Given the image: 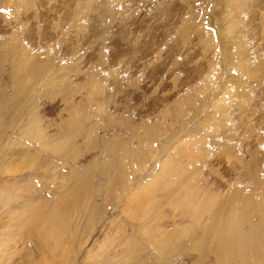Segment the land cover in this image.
I'll return each instance as SVG.
<instances>
[{"label": "rangeland", "instance_id": "obj_1", "mask_svg": "<svg viewBox=\"0 0 264 264\" xmlns=\"http://www.w3.org/2000/svg\"><path fill=\"white\" fill-rule=\"evenodd\" d=\"M67 1L0 0V44L53 82L0 64V261L38 254L25 227L52 222L90 233L77 264H264V0H106L104 21L105 0ZM27 113L59 151L23 140ZM24 142L31 167L9 161Z\"/></svg>", "mask_w": 264, "mask_h": 264}, {"label": "bare ground", "instance_id": "obj_2", "mask_svg": "<svg viewBox=\"0 0 264 264\" xmlns=\"http://www.w3.org/2000/svg\"><path fill=\"white\" fill-rule=\"evenodd\" d=\"M54 1V0H53ZM82 1V0H81ZM91 1V0H90ZM106 1V0H105ZM238 1V0H237ZM237 1H236V3H237ZM52 2V1H51ZM84 2V1H83ZM67 3H72L71 1H67ZM74 3H76L75 2V0H74ZM80 3V2H79ZM82 3V2H81ZM80 3V4H81ZM235 3V2H234ZM77 4V3H76ZM100 4H102L101 5V8H100V10H99V13L101 14V17H99L100 19H102L103 21L104 20H106V19H112V14L110 13V11H109V9H108V6H107V1H106V3H104V2H101ZM232 4V3H231ZM236 5V4H235ZM49 6V5H48ZM76 6H78V5H76ZM79 6H81V5H79ZM96 6H98V5H96ZM95 6V7H96ZM232 6H234V5H232ZM85 7V6H84ZM88 7V6H87ZM93 6H91V10H90V8H87V9H85V11H83L82 13H81V8L79 7L78 9V15L80 16L81 15V17L82 18H84L85 20H86V18L88 17V14H90V11H92L93 9H94V7L92 8ZM109 8H110V6H109ZM231 8V7H230ZM235 8V7H234ZM33 9V8H32ZM68 9H70L69 7H68ZM73 9V8H72ZM81 9V10H80ZM232 9V8H231ZM77 10V9H76ZM112 11V10H111ZM62 12V11H61ZM97 12V11H96ZM113 12V11H112ZM117 12V11H116ZM237 12V11H236ZM36 13V12H35ZM95 13V12H94ZM98 13V12H97ZM99 14V15H100ZM39 15V14H38ZM69 14H67L66 16H68ZM71 15V14H70ZM69 15V16H70ZM43 16V15H42ZM41 16V17H42ZM17 17V16H16ZM40 17V18H41ZM68 19L70 18V17H67ZM77 18V17H76ZM15 18H13V21L15 22V20H14ZM39 21V20H38ZM63 21H65L64 19H63ZM76 21V20H75ZM216 21V20H215ZM236 21V20H235ZM19 21H17L16 23H18ZM35 22H36V20H35ZM41 22H42V20H41ZM68 22V21H67ZM73 22V21H72ZM15 23V24H16ZM26 23V22H25ZM29 23V22H28ZM71 23V22H70ZM65 24V23H64ZM31 25H32V23H31ZM36 25V24H35ZM70 25H72V23L70 24ZM10 26V25H9ZM73 26V25H72ZM71 26V27H72ZM33 27V26H32ZM230 27V26H229ZM233 27V26H232ZM14 28L15 29H21V28H23V27H21L19 24L16 26H14ZM38 29H39V27H37ZM40 28H42V27H40ZM25 29V28H24ZM38 29H34V28H29V30H28V34L27 35H25V37L22 39V41L25 43V44H30V43H32L31 42V38H33L34 36H36V35H39V37H45L46 36V32H43V28L41 29V31L39 32V30ZM12 30V29H11ZM16 32V31H15ZM81 32V31H80ZM3 33V32H2ZM5 33V32H4ZM3 33V34H4ZM124 33V32H123ZM7 35H8V37H9V34L7 33ZM19 36H20V34L18 33V34H16L15 33V35L14 36H12V38H19ZM4 37V36H3ZM84 37V36H83ZM60 38V37H59ZM39 39V38H38ZM5 40V39H4ZM7 40V39H6ZM9 40V39H8ZM14 40V39H13ZM71 40V39H70ZM21 42V41H20ZM12 43V42H11ZM35 43V42H34ZM235 43V42H234ZM10 44V43H9ZM9 44H0V64H2V63H6V64H8L9 65V68H11L10 69V73H9V75L10 76H12L13 77V80L14 79H16L17 81H18V83H20V84H23V85H25V83H28V81H30L31 79H32V75H35V74H37V73H40L41 74V76H40V81L45 85V88H49L50 87V85L53 83V82H51V80H50V82H49V78L48 79H46V78H42L43 77V74H42V72L45 70H47L46 68H48L47 67V65H41V62H39V60H35V57L34 56H32V58L31 57H27V54L26 53H28V52H26L25 54L26 55H23L22 56V52L20 51L21 50V48H18L17 47V45H9ZM21 44V43H20ZM35 45V44H34ZM33 45V46H34ZM245 45V44H244ZM22 46V45H21ZM27 47V46H26ZM30 47V46H29ZM29 47H27V48H29ZM36 47V46H35ZM3 48H5L6 50H7V52L9 53V54H11V53H13L15 56H13V62H9L8 60H5V58L2 56V54H1V52H3V51H1V50H3ZM31 50H33V49H31ZM31 50H29V51H31ZM39 52V51H38ZM68 53H72L73 52V50L72 49H70V50H68L67 51ZM66 52V53H67ZM33 53H34V51H33ZM40 53V52H39ZM33 55V54H32ZM68 55V54H67ZM29 56V55H28ZM45 56H47V55H45ZM53 56V55H52ZM70 56V55H69ZM38 57V56H37ZM72 57H73V54H72ZM228 57V56H227ZM71 58V57H70ZM74 58V57H73ZM45 59V58H44ZM47 59V58H46ZM101 59V58H100ZM74 60H75V58H74ZM52 61V60H51ZM42 62H44V61H42ZM48 62V61H47ZM50 62V61H49ZM48 62V63H49ZM36 64V65H35ZM51 64V63H50ZM53 64V63H52ZM59 65H60V63H59ZM238 65H240L239 63H238ZM49 66V65H48ZM52 66V65H51ZM241 66H242V63H241ZM244 66H245V64H244ZM16 67V68H15ZM68 67V66H67ZM8 68V67H7ZM15 68V69H14ZM50 68V67H49ZM16 69H18V70H16ZM56 70V69H55ZM4 71V70H3ZM53 71V70H52ZM6 72V71H5ZM44 73V72H43ZM56 73H58L57 71H56ZM64 73V72H63ZM54 74V73H53ZM45 75H46V73H45ZM60 75V74H59ZM47 76V75H46ZM36 77V76H35ZM77 77V76H76ZM9 78V77H8ZM96 81V80H95ZM91 83V82H90ZM17 84V83H16ZM15 84V85H16ZM39 84V83H38ZM28 86V85H27ZM32 86V85H31ZM17 87H18V85H17ZM23 87V86H22ZM41 87V86H40ZM95 87V86H94ZM34 88V87H33ZM44 88V87H43ZM44 88V89H45ZM31 89V88H30ZM65 90V89H64ZM100 90H102L101 88H100ZM33 91V90H32ZM103 91V90H102ZM17 92V91H16ZM21 92V91H20ZM29 92H30V90H29ZM29 92H27V90H26V94L27 93H29ZM67 92V91H66ZM33 93V92H32ZM35 93V92H34ZM51 93V92H50ZM64 93V92H63ZM15 94V93H14ZM16 94H20L19 92L18 93H16ZM54 94V93H53ZM90 94H91V92H90ZM89 94V95H90ZM33 94H30V96H32ZM55 95V94H54ZM70 95V94H69ZM76 95V94H75ZM28 96H29V94H28ZM95 96V95H94ZM3 97V96H2ZM8 97V96H7ZM16 97V96H15ZM34 97V96H33ZM32 97V98H33ZM42 97V96H41ZM96 97V96H95ZM4 98V97H3ZM20 98V97H19ZM27 98V97H26ZM38 98V97H37ZM43 98V97H42ZM52 98V97H51ZM72 98H74V97H72ZM93 98V97H92ZM1 99V98H0ZM31 99V98H30ZM34 99V98H33ZM63 99V98H62ZM67 99V98H66ZM11 100V99H10ZM13 101V100H12ZM28 101V100H27ZM62 101V100H61ZM69 101V100H68ZM2 102V101H1ZM17 102V101H16ZM16 102H13V103H15V105H16ZM80 102V101H79ZM93 102V101H92ZM24 103V102H23ZM33 103H34V101H33ZM82 103V102H81ZM31 104V103H30ZM36 104V103H35ZM103 104H104V102H103ZM2 105V104H1ZM24 105V104H23ZM4 106V105H3ZM7 106V105H6ZM36 106V105H35ZM71 106V105H70ZM77 106V105H76ZM101 106V105H100ZM8 107H10V106H8ZM12 108V107H11ZM21 108H23V107H21ZM33 108V107H32ZM68 108V107H67ZM24 110H26V109H24ZM23 110V111H24ZM35 110V109H34ZM14 111V110H13ZM33 111V110H32ZM32 111H30V112H32ZM62 111V110H61ZM98 111V110H97ZM100 111V110H99ZM103 111V110H102ZM101 111V112H102ZM4 112H5V108H4ZM20 112V111H19ZM34 112V111H33ZM37 112V111H36ZM100 112V113H101ZM87 113V112H86ZM24 114H25V112H24ZM28 115H27V118H25L26 119V122L24 123V122H22V123H24V124H22L21 126V128H19V133L18 134H21L20 136L22 137H24V139L23 140H27V141H31L32 143L33 142H36L37 143V145L39 146V147H46L47 146V148H49L50 150H52V151H59V149H60V147L63 145V143L62 142H58V143H56V144H53V142H51V140L50 139H52L51 138V136H50V139H49V141L52 143V144H45V142H44V139H45V129H43V127L41 126V122H42V120H41V122L39 121V118H38V115L37 116H33V115H30L29 113H27ZM73 116V115H72ZM88 116V115H87ZM108 116V115H107ZM22 117V116H21ZM24 117V116H23ZM26 117V116H25ZM37 117V118H36ZM20 119H22V118H20ZM17 120V119H16ZM62 121H63V119H62ZM75 121V120H74ZM84 121V120H83ZM19 123V122H18ZM44 123V122H43ZM64 123V122H63ZM87 123V122H86ZM65 126V125H64ZM9 127V126H8ZM76 127H78V126H76ZM17 128V129H18ZM79 128V127H78ZM47 129V128H46ZM18 131V130H17ZM77 131H79L78 129H77ZM15 132V131H14ZM45 132V133H44ZM17 134V135H18ZM60 136V135H59ZM21 137H20V141H21ZM67 137V136H66ZM19 138V137H18ZM68 138V137H67ZM62 139V138H61ZM70 139V138H69ZM10 140V139H9ZM47 140V139H46ZM48 141V142H49ZM54 141V140H53ZM57 141V140H56ZM116 141V140H115ZM18 142V141H17ZM55 142V141H54ZM103 142V141H102ZM122 142V141H121ZM15 143V142H14ZM13 144V143H12ZM110 144V143H109ZM148 144V143H147ZM20 145V144H19ZM19 145H17V146H19ZM108 145V144H107ZM106 145V146H107ZM21 146L22 147H20L19 149H17V150H19V151H12L11 152V154H10V158L11 159H9V161H13L14 159H19L21 162H23V164H22V166H26V167H31L32 166V164L35 162V161H37V156L35 157L33 154H32V152L29 150V149H26L25 147H26V143L24 142V145L23 144H21ZM28 146V145H27ZM30 146V145H29ZM145 146H147V145H145ZM114 147V146H113ZM143 147V146H142ZM149 147V146H148ZM30 148H33V147H30ZM111 148V147H110ZM147 148V147H146ZM142 149V148H141ZM150 149V148H149ZM148 149V150H149ZM32 150V149H31ZM44 150V149H43ZM42 150V151H43ZM38 151H40V150H38ZM102 151H104V150H102ZM34 152V151H33ZM37 152V151H36ZM41 152V151H40ZM40 152H39V154H40ZM148 152V151H147ZM38 154V155H39ZM131 154V153H130ZM37 155V154H36ZM35 157V158H34ZM40 159V158H39ZM112 159H114V158H112ZM35 160V161H34ZM161 161H163V160H161ZM118 162V161H117ZM16 163H17V161H16ZM161 163H163V162H160L159 164H161ZM10 164V162L9 163H7L6 165H4V167H3V169H11L12 167L9 165ZM110 164V163H109ZM13 165V164H12ZM34 165H35V163H34ZM111 165V164H110ZM124 165V164H123ZM247 165V164H246ZM250 165V164H249ZM112 166H113V164H112ZM248 166V165H247ZM246 166V167H247ZM17 167V166H16ZM115 167V166H114ZM113 167V168H114ZM33 168V167H32ZM2 169V168H1ZM2 169V170H3ZM14 169H16V168H14ZM13 169V170H14ZM31 169V168H30ZM111 169V168H110ZM247 170V169H246ZM11 171V170H10ZM116 171V170H115ZM121 171V170H120ZM0 172H3V171H0ZM12 172V171H11ZM169 172V171H168ZM9 174V173H8ZM75 174V173H74ZM73 174V175H74ZM87 174H89L88 172H87ZM95 174H98V173H96L95 172ZM115 174H116V172H115ZM82 175V174H81ZM94 175V174H93ZM75 176V175H74ZM73 176V177H74ZM77 176V175H76ZM75 176V177H76ZM83 176H84V174H83ZM116 176H118V175H116ZM78 177V176H77ZM81 178V177H80ZM83 178H85V177H83ZM92 178H94V177H92ZM118 178V177H117ZM82 179V178H81ZM59 181V180H58ZM61 181H63V180H61ZM69 181V180H68ZM75 181V180H74ZM82 181H84V180H82ZM92 182V181H91ZM61 183V182H60ZM84 183V182H83ZM86 183V182H85ZM63 185V184H62ZM74 185V184H73ZM61 186V185H60ZM75 186V185H74ZM147 186V185H146ZM65 187H67V185L65 186ZM84 187V186H83ZM61 188V187H60ZM141 188H143L142 186H141ZM64 189H66V188H64ZM24 190V189H23ZM147 191V190H146ZM14 193V192H13ZM147 194V193H146ZM132 195V194H131ZM69 196V195H68ZM39 197V196H38ZM42 197V196H41ZM40 197V198H41ZM137 197V196H136ZM140 197V196H139ZM9 198V197H8ZM1 201V200H0ZM43 201V200H42ZM41 201V202H42ZM72 201V200H71ZM51 202H52V200H51ZM74 204V203H73ZM49 205H50V203H49ZM48 205V206H49ZM28 206V205H27ZM21 208V207H20ZM31 208H32V206H31ZM44 208H45V206H44ZM53 208V207H52ZM207 208H208V206H207ZM17 209V208H16ZM36 209H37V213L38 214H41L40 212H39V209H41V207H40V205H38V207H36ZM43 209V208H42ZM47 210L49 209V207H47L46 208ZM46 209H45V211H46ZM9 210L10 209H8V213H9ZM13 210V209H12ZM27 210V209H26ZM5 211V210H4ZM19 211H21V212H19ZM17 210V212L18 213H22V210ZM25 210L23 209V212H24ZM29 211V210H28ZM150 211V210H149ZM219 211V210H218ZM30 212H33V211H30ZM50 212V211H49ZM7 213V212H6ZM29 213V212H28ZM27 213V214H28ZM152 213V212H151ZM32 214V213H31ZM33 214H34V212H33ZM45 214V213H44ZM203 214V213H202ZM7 215H9V214H7ZM11 215V217L13 216L12 214H10ZM10 215H9V217H10ZM25 215V214H24ZM36 215V214H35ZM34 215V216H35ZM195 215V214H194ZM198 215V214H197ZM221 215V214H220ZM18 216V215H17ZM27 216V215H26ZM43 216V215H42ZM59 216V215H58ZM199 216V215H198ZM201 216V215H200ZM19 217V216H18ZM18 217H17V220L19 221V219H18ZM23 216H21V218H22ZM25 217V216H24ZM27 217H29V216H27ZM57 217V216H56ZM34 218H36V217H34ZM39 218V217H38ZM38 218H36V219H38ZM43 218V217H42ZM58 218V217H57ZM56 218V219H57ZM210 218H211V216H210ZM223 218V217H222ZM242 218V217H241ZM240 218V219H241ZM13 219H14V217H13ZM15 219H16V217H15ZM55 219V220H56ZM200 219V218H199ZM198 219V220H199ZM21 220V219H20ZM26 220H28L29 221V218H25V221ZM60 220V219H59ZM195 220V219H194ZM211 220V219H210ZM209 220V221H210ZM238 220H239V218H238ZM22 221V220H21ZM20 221V222H21ZM37 221V220H36ZM39 221V220H38ZM30 222V221H29ZM232 222V221H231ZM22 224H23V222H21ZM36 223H38V222H36ZM207 223V222H206ZM209 223V222H208ZM14 224V223H13ZM16 224V223H15ZM14 224V225H15ZM21 225V228H22V224H20V223H17V225ZM28 224V223H27ZM42 224V223H41ZM212 224V223H211ZM229 224V223H228ZM231 224H233V223H231ZM231 224H229V226H231ZM236 224V223H235ZM30 225H31V222H30ZM40 225V224H39ZM39 225H37L36 224V228H29V227H25L26 226V224H23V227H25V229H27V234L25 235V233H24V235H25V240L28 238V240L29 241H31L32 242V244H33V248L34 249H36V250H38V254H36L35 255V253H33L32 251H31V249H32V247H31V249H28L29 247H27L26 245H25V247L22 249V252H23V255H22V253H20L21 254V256H20V258H18V261H16V262H14V263H17V264H42V263H44V262H46L45 260L47 259L50 263H52V264H77V256H78V251H76V250H73V247H75L76 245H77V247H78V249H80V246H82L83 244H85L86 242H88V238H89V236H90V233L89 232H86V235H83V237L85 238V239H83V240H81L80 241V236L84 233H82V234H80L77 230H75V229H71V228H68V229H56V228H53V226H52V222H51V224L50 223H47V228H45V224L43 225L44 227H38ZM227 225V224H226ZM226 225H224V227L226 226ZM238 225H240V223L238 224ZM32 226V225H31ZM203 226H205V225H203ZM221 226V225H220ZM237 226V225H236ZM14 227H16V226H14ZM32 227H34V226H32ZM223 227V226H222ZM227 227V226H226ZM232 227V226H231ZM20 228V229H21ZM230 228V227H229ZM238 228V227H237ZM254 228V227H253ZM24 229V228H23ZM202 229V228H201ZM210 229H213V228H211L210 227ZM4 230H6V229H4ZM9 230V229H8ZM220 230V229H219ZM257 231H258V229H256ZM19 231V230H18ZM23 231V230H22ZM26 231V230H25ZM207 231V230H206ZM231 231V230H230ZM237 231V230H236ZM216 232V231H215ZM241 232V231H240ZM22 234H23V232H21ZM70 234V237H67L68 235L67 234ZM94 233V232H93ZM212 233V232H211ZM237 233V232H236ZM254 233V232H253ZM255 233H256V231H255ZM19 234V233H18ZM232 234V233H231ZM234 234V233H233ZM233 234H232V236H233ZM15 235V234H14ZM20 235V234H19ZM237 235H239V234H237ZM252 235V234H251ZM255 235V234H254ZM18 236V235H17ZM245 235H243L242 237H244ZM258 236V235H257ZM27 237V238H26ZM259 237V236H258ZM3 238V237H2ZM214 238V237H213ZM219 238V237H218ZM238 238H241V237H238ZM6 239V238H5ZM40 239V240H39ZM255 239V238H254ZM219 240V239H218ZM239 240V239H238ZM244 240V239H243ZM22 241V240H21ZM68 241V242H67ZM233 241V240H232ZM18 242V241H17ZM19 242H20V240H19ZM18 242V243H19ZM26 242V241H25ZM80 242H81V244H80ZM212 242V241H211ZM215 242V241H214ZM237 242V241H236ZM240 242H242L241 240H240ZM223 243H225V242H223ZM222 243V244H223ZM27 244V243H26ZM202 244V243H201ZM220 244V243H219ZM221 244V245H222ZM238 244H240V243H238ZM22 245H23V243H22ZM245 245H247V244H245ZM24 246V245H23ZM201 246V245H200ZM220 246V245H219ZM234 246V245H233ZM76 247V248H77ZM215 247V246H214ZM222 247V246H221ZM242 247V246H241ZM246 247V246H245ZM244 247V248H245ZM212 248H213V245H212ZM208 249H211V248H208ZM207 249V250H208ZM218 249V248H217ZM30 250V251H29ZM33 250V249H32ZM220 250V249H219ZM17 252H18V250H16ZM35 251V250H34ZM12 253V252H11ZM14 253V252H13ZM12 253V254H13ZM15 254V253H14ZM227 255V254H226ZM228 256V255H227ZM240 256V255H239ZM241 256H242V254H241ZM22 257L24 258V257H26V259H25V261L22 259ZM93 258H95V257H93ZM93 258H90V257H88V256H86V257H84V260L85 261H91V262H93ZM2 259V258H1ZM28 259V260H27ZM132 259V258H131ZM13 261H15V260H13ZM84 261V262H85ZM139 261V260H138ZM83 262V263H84ZM90 262V263H91ZM5 264L6 262L5 261H0V264ZM47 263V262H46Z\"/></svg>", "mask_w": 264, "mask_h": 264}]
</instances>
